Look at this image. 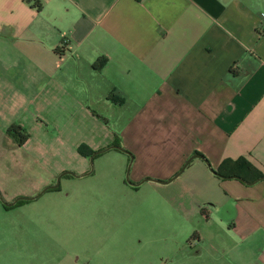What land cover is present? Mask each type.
Instances as JSON below:
<instances>
[{
  "label": "crops",
  "instance_id": "0c3cea01",
  "mask_svg": "<svg viewBox=\"0 0 264 264\" xmlns=\"http://www.w3.org/2000/svg\"><path fill=\"white\" fill-rule=\"evenodd\" d=\"M30 122L56 124L46 147L75 151L80 122L102 131L91 149L114 136L172 205L227 202L229 234L206 219L193 256L264 264V0H0V131ZM45 153L49 176L73 166Z\"/></svg>",
  "mask_w": 264,
  "mask_h": 264
},
{
  "label": "rangeland",
  "instance_id": "374dc122",
  "mask_svg": "<svg viewBox=\"0 0 264 264\" xmlns=\"http://www.w3.org/2000/svg\"><path fill=\"white\" fill-rule=\"evenodd\" d=\"M110 115L118 112L111 110ZM55 125L30 122L23 129L27 133L24 144H18L16 134L0 131V264H199V257L193 256L197 245L190 249V242L204 231L205 220L222 218L221 233L229 234L227 202L196 200L172 205L165 193L147 187L149 180L137 186L126 183L127 165L128 181L134 168L130 151L127 155L109 147L90 161L95 149L88 155L78 151L77 146L82 151L90 149L86 139L100 138V129L79 123L73 138L79 140L75 151L80 155L61 141L46 147L44 140H60ZM114 142L113 136L101 148ZM43 152L59 153L62 161L73 166L49 176L51 171L45 172L38 164L49 167L59 156L45 160L33 156ZM81 164L84 170H77ZM63 170L79 175L63 173L55 187L31 199L8 206L2 203L35 195L53 184ZM222 236L229 242V235ZM196 250L201 258L207 255L203 248Z\"/></svg>",
  "mask_w": 264,
  "mask_h": 264
},
{
  "label": "trees",
  "instance_id": "16d2710c",
  "mask_svg": "<svg viewBox=\"0 0 264 264\" xmlns=\"http://www.w3.org/2000/svg\"><path fill=\"white\" fill-rule=\"evenodd\" d=\"M104 62V57L103 56H99L97 57L93 62H92V65L93 66H96V67H99L102 63ZM6 132L8 133H13V134H16L18 136V144H21L27 137V133L24 132L23 128L19 125V124H16V123H11L9 124L6 129H5ZM114 143H117V142H114ZM77 149L78 151L82 154V155H88L92 152V149H87L85 151H82L80 150V148L77 146ZM234 166H240V165H243L245 166L246 168H250V169H253V166L249 163V161H247L245 158H242V157H238L236 158V160H234V163H232ZM234 169V168H233ZM214 173L220 175V176H226V175H234V176H237L239 177L240 179H244L245 178L243 176H241L240 174H238V172L236 171H232V172H225V171H221V170H213ZM27 199H18L16 200L15 202H22V201H26ZM14 202V203H15ZM6 206V205H5Z\"/></svg>",
  "mask_w": 264,
  "mask_h": 264
},
{
  "label": "water",
  "instance_id": "95a60500",
  "mask_svg": "<svg viewBox=\"0 0 264 264\" xmlns=\"http://www.w3.org/2000/svg\"><path fill=\"white\" fill-rule=\"evenodd\" d=\"M109 147H114V148H117V149H119V150H123V151H124V149H123L120 145H118V144H110V145H108V146H106V147H104V148H101V149H99V150H96V151L92 152L91 155L89 156V161L91 160L92 156H93L95 153H97V152H99V151H102V150H104V149H106V148H109ZM197 155H198L197 153H192V154H190L189 156H187V158L184 160L182 166H183L184 163H186L191 157H193V156H197ZM129 158H131L130 155H129ZM182 166H181V167H180V168H179V169L173 174V176L176 175V174L181 170ZM127 171H128V165H127V168H126V170H125V180H126V182H128V183H130V184H132V185H137L138 182H131V181H128V179H127ZM63 173H68V174H72V175H79V174H75V173H73V172L70 171V170H63V171L60 172V174H58V176L56 177V180H55V182H54L53 184H49V185L44 186V187H43L38 193H36L35 195H33V196H17V197H15L14 199H12V200L9 201V202L2 201V203H3L4 205H11V204H13V203H14L16 200H18V199H31V198L37 196V195H38L40 192H42L43 190H45V189H47V188H50V187H55V186L58 184V177H59L61 174H63ZM263 177H264V176H263Z\"/></svg>",
  "mask_w": 264,
  "mask_h": 264
},
{
  "label": "flooded vegetation",
  "instance_id": "af4514ba",
  "mask_svg": "<svg viewBox=\"0 0 264 264\" xmlns=\"http://www.w3.org/2000/svg\"><path fill=\"white\" fill-rule=\"evenodd\" d=\"M6 206H8V205H6Z\"/></svg>",
  "mask_w": 264,
  "mask_h": 264
}]
</instances>
